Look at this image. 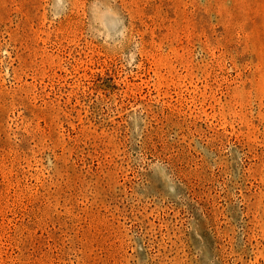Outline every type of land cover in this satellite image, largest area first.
<instances>
[{"label":"rangeland","instance_id":"374dc122","mask_svg":"<svg viewBox=\"0 0 264 264\" xmlns=\"http://www.w3.org/2000/svg\"><path fill=\"white\" fill-rule=\"evenodd\" d=\"M0 264H264V0H0Z\"/></svg>","mask_w":264,"mask_h":264}]
</instances>
